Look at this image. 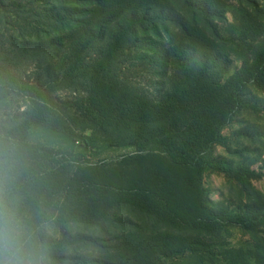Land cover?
I'll use <instances>...</instances> for the list:
<instances>
[{"label": "trees", "instance_id": "trees-1", "mask_svg": "<svg viewBox=\"0 0 264 264\" xmlns=\"http://www.w3.org/2000/svg\"><path fill=\"white\" fill-rule=\"evenodd\" d=\"M185 4L175 7L154 0H0V105L12 100L17 89L32 96L10 123L0 122V170L7 168L10 195L18 202L34 244L43 245L50 264H164L170 258L169 250L160 249L162 244L152 241L155 239L148 235L151 231L127 218L122 221L110 217L113 208L109 213L99 211L98 202L93 209L71 208L79 166L59 159L54 148L29 138L33 132L41 131L71 146L78 144L85 151L92 147L88 138L79 133L81 128L72 125L76 122L102 127L171 124L170 115L163 109L170 106L171 97L196 101L209 99L207 95L198 96L200 91L223 89L217 84L220 80L209 78L217 68L213 66L214 70L208 71L211 61L207 64L208 58H202L191 43L192 29L187 25L188 18L184 21L185 11L188 15L190 10ZM216 55L219 57L217 52ZM141 66L149 68L147 73L152 75L151 82L158 93L156 99L140 93L137 81L125 75L130 68ZM32 67L35 70L31 71ZM236 77L222 85L227 89L237 82L232 93L238 96L244 86L242 77ZM170 90L173 95H169ZM63 91H68V95H55ZM227 103L198 107L199 115L207 118L202 124H210L209 120L223 124ZM174 120L176 124L192 122L184 114L174 116L171 122ZM145 137L133 145L140 148L141 143L153 142L160 152L168 149L167 154L178 156L169 158L176 166L213 167L242 184L256 177L248 166L228 167L194 158L166 137H151L149 132ZM90 185L102 186L100 182L89 184L85 179L77 183L86 192ZM101 191L99 187L96 192L102 194ZM242 211L244 218L251 219L253 212L239 207L230 210L228 217L236 218ZM120 221L124 234L104 236L110 227L113 231L118 229ZM247 221L250 225L237 223L255 231L252 221ZM130 234L137 235L133 238L136 248H128L117 261L88 256L90 251L119 249L128 242ZM192 244L172 253L190 251L198 255L201 263L205 259L211 261ZM150 250L158 251L148 259ZM160 256L168 259L160 261Z\"/></svg>", "mask_w": 264, "mask_h": 264}, {"label": "rangeland", "instance_id": "rangeland-1", "mask_svg": "<svg viewBox=\"0 0 264 264\" xmlns=\"http://www.w3.org/2000/svg\"><path fill=\"white\" fill-rule=\"evenodd\" d=\"M154 1L172 3L175 7L188 4L190 12L187 15L185 11L184 21L188 18L187 25L192 29L191 43L199 49L202 58H208L207 64L211 61L208 71L212 72L213 66L217 68L209 78L220 80L216 83L223 89L214 87L210 93L200 91L198 96L207 95L209 99L196 101L170 96V106L163 109L170 115L171 124H107L102 127L76 122L72 125L81 128L79 133L88 138L92 147L85 151L78 144L71 146L41 131L33 132L29 139L54 148L59 159L79 166L73 187L76 198L70 200L71 208L93 209L98 203L99 211L113 208L110 217L122 221L127 218L139 224L151 231L148 235L155 239L152 241L162 244L160 249L171 252L169 259L160 256V261L168 259L164 264H264V0ZM138 68H130L125 75L137 81L140 93L156 99L158 93L151 82L152 75L147 73L149 68ZM239 76L244 89L237 96L232 93L237 82L227 89L222 84ZM30 80L33 81V76ZM67 93L55 95L66 96ZM26 94L17 89L12 100L0 105V122L8 124L20 108L24 110V101L32 97ZM173 94L170 90L169 95ZM226 102H229L228 114L223 124H213L212 120L210 124H202L207 118L199 115L198 107ZM179 114L189 115L192 122H171ZM148 132L151 137H166L194 158L213 160L228 167L248 166L256 177L242 184L213 167L176 166L169 158L178 156L167 154L168 149L166 153L163 149L160 152L153 142L141 143L140 148L133 145L146 138ZM84 179L89 184L100 182L102 186L90 185L86 192L77 186L78 180ZM99 187L102 194L96 192ZM99 195L103 197L98 200ZM237 207L251 210V219L244 218L243 211L238 212L236 218L228 217V212ZM247 220L252 221L255 231L237 223L250 225ZM110 225L111 222L108 227ZM118 226L114 231L110 227L108 235L104 236L124 234L121 221ZM134 237L130 234L126 238L128 242L119 249L103 253L90 251L88 256L115 262L128 248L135 250ZM190 242L193 249L210 256L211 261L205 259L201 263L198 255L190 251L182 255L172 253ZM155 251L150 250L146 258H151Z\"/></svg>", "mask_w": 264, "mask_h": 264}, {"label": "clouds", "instance_id": "clouds-1", "mask_svg": "<svg viewBox=\"0 0 264 264\" xmlns=\"http://www.w3.org/2000/svg\"><path fill=\"white\" fill-rule=\"evenodd\" d=\"M8 185L5 167L0 170V264H50L43 245L34 244Z\"/></svg>", "mask_w": 264, "mask_h": 264}]
</instances>
